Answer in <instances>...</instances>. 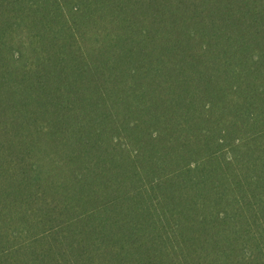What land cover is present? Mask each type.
I'll return each mask as SVG.
<instances>
[{
  "label": "trees",
  "instance_id": "1",
  "mask_svg": "<svg viewBox=\"0 0 264 264\" xmlns=\"http://www.w3.org/2000/svg\"><path fill=\"white\" fill-rule=\"evenodd\" d=\"M0 264H264V0H0Z\"/></svg>",
  "mask_w": 264,
  "mask_h": 264
}]
</instances>
